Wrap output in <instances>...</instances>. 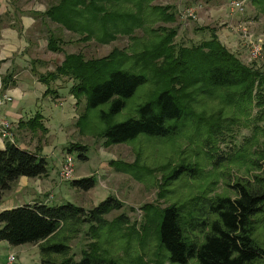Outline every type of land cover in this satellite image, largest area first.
Segmentation results:
<instances>
[{
    "label": "trees",
    "instance_id": "16d2710c",
    "mask_svg": "<svg viewBox=\"0 0 264 264\" xmlns=\"http://www.w3.org/2000/svg\"><path fill=\"white\" fill-rule=\"evenodd\" d=\"M156 1L56 0L44 13H36L42 20L77 36L79 43L104 46L120 37L128 40L125 49L114 48L102 58L87 59L80 52L64 54L53 72L38 76V81L47 87L44 96L59 99L62 95H57L50 84L58 80L70 82L68 94L78 110L75 128L82 136L102 138L105 147L132 145L140 139L166 142L187 136L188 128L195 129L194 137H199V130L207 126V121L206 115L199 117L193 108L198 96L221 100V105H228L250 119L255 92V107L260 111L252 119L256 125L264 122V70L254 62L246 64L239 59L233 49L219 41L215 29H208L209 38L197 45L175 43L178 31L168 25L177 22L176 8L157 5ZM249 2L257 16H264V0ZM62 44L60 38L48 32V51L60 53ZM8 82L2 83V91L7 89ZM142 89L145 94L136 105L135 116L114 123V118ZM41 118L36 113L19 123V127L45 134ZM225 118L220 116L216 121ZM208 131L202 137L198 156L202 154L211 165L219 167L240 154V149L233 157L220 151L219 144L227 135L220 127ZM74 150L86 159L84 146L73 143L68 152ZM126 167L117 165L115 169L133 175ZM200 175L198 164L183 161L165 180H196ZM45 176L47 162L39 152L22 150L13 139L5 142L4 149H0V201L19 178ZM69 184L84 192L95 186L93 177L71 180ZM230 188L234 197L199 195L182 203L172 201L164 208L146 204L142 207L146 217L139 230L130 226L123 214L107 220L111 212L122 208L113 197L91 210L69 202L60 206L41 201L24 204L0 212V242L37 246L40 264H121L109 251L99 249L98 241L109 242L119 235L122 226H130L129 232L136 238L133 241L139 243L141 238L143 246L156 241V259L160 262L264 264V239L258 236L264 231V178L255 176L253 184L237 179ZM83 226L85 235L96 241L88 244L76 260L70 254L68 242L79 235Z\"/></svg>",
    "mask_w": 264,
    "mask_h": 264
},
{
    "label": "rangeland",
    "instance_id": "374dc122",
    "mask_svg": "<svg viewBox=\"0 0 264 264\" xmlns=\"http://www.w3.org/2000/svg\"><path fill=\"white\" fill-rule=\"evenodd\" d=\"M55 1L0 0V23H2L0 24V30L7 27L17 31V45H19L18 47L22 46V42L27 44L24 53L28 55L30 61L26 63L31 67L30 62L34 60L35 75H44L49 70H54L63 60L64 54L67 53L80 52L87 59L102 58L114 48L122 50L128 46V40L123 37L104 46L94 42L79 43L77 42V36L65 31L56 24L50 23L48 20H42L34 12H30L32 9L47 8ZM230 1L232 0H157L155 4L172 5L176 8L177 22L174 25H168V27H176L178 31L175 43H181L185 46L197 45L209 38L208 29H215L218 35L231 39V45L223 43L224 41L222 43L227 47L230 46L229 48L234 50L239 59L246 62V64H253L254 62L258 69L264 70V53L257 60H249L246 48L241 45L234 34L237 26L243 23L255 37H261L264 41V16H257L249 0H247L244 14L230 19L227 13ZM191 11L194 19L187 17ZM30 16L34 17L33 30L22 33L20 31V18H30ZM11 21L12 25L10 24ZM45 27L49 28L50 32L52 31L63 41L61 45L62 52L53 53L47 50L48 29ZM225 41L227 42V40ZM1 48L3 51V46ZM0 72V87H2L4 81L8 82L12 75H16L14 71H5L2 74L1 68ZM21 76H29V72H24ZM11 81H14V79L12 78ZM58 81V85H65L63 80ZM58 85H50V88ZM65 86V88H62V94L66 100H61V102L63 108L71 111V106L67 101L69 85ZM1 92L0 88V94ZM143 94H145V89L140 90L137 96L127 103L125 109L114 118L113 122H123L135 116L136 105L140 102ZM254 95L255 92L250 105V119L228 105H221V100L214 97L198 96L194 100L193 108L199 117L206 115L205 119L207 121V126L200 128L199 137H194L195 129L188 128L186 131L187 136L166 142L140 139L132 145L120 144L110 147L103 145L102 138L80 135L74 126L75 123L72 125L70 122H65L62 125L58 122L56 116L47 113L50 117L48 144L43 145L41 149H37V152L46 159L47 176L40 178L38 181L19 178L13 183L11 190L2 195L0 210L23 203L40 201L47 203L49 206H60L69 202L85 210H91L108 197H113L120 202L122 208L111 212L106 217L107 220L112 221L123 214L127 217L130 226L134 225L132 227L139 230L144 217H146L145 210H142V207L146 204L164 208L172 201L182 203L199 195L234 197L235 194L230 186L237 179L250 181L253 184L255 176L264 178V122H257L256 125L254 119H252L260 111V108L255 107ZM7 97L10 101L5 103L13 100L12 97L8 95ZM37 104L38 106H47L49 110L53 109L54 114H56V111H60L50 99L38 101ZM34 108H36L35 104H32L30 109ZM73 109H75V106ZM74 114L78 116V110L75 109ZM220 116L226 118L217 123L216 120ZM215 126L220 127L222 131L227 133L223 142L219 144L220 151L224 154H231L233 157L240 149L238 156L228 162H223L219 167L211 165L212 163L202 154L198 156L203 135L207 130H209L208 132L213 131ZM191 137H194V140H191ZM193 141H196V143H192ZM73 143L86 148V152L83 153L86 159H82L81 152L78 150H74L72 153L68 152V148ZM65 155L71 156L73 160L72 180L93 177L95 183L93 189L84 192L71 187L70 181L59 179L58 173ZM183 161L198 164L201 170L200 177L196 180L182 177L166 181L165 178L169 172ZM117 165L124 167L133 165L126 167L133 172V175L127 172H118L115 169ZM135 177L141 178V180L135 179ZM24 180L27 181V185H24ZM38 188L41 191L40 193ZM17 190L18 192L21 190L20 193L17 194ZM31 190H33V193ZM157 194L160 196L158 197ZM130 226H122L119 235L113 237L109 242H106L105 239L99 240V249L109 251L108 254L117 258L121 264H130V262H133V264H169L156 259V241H149L146 246L141 245V238H139V243L133 241L136 238L132 235V232H129ZM85 233L86 227L83 226L79 235L68 242L70 254L76 260L81 258L82 250H85L96 241L90 239L89 236L87 237ZM65 235L70 237L68 233H65ZM258 236L261 240L264 239V231H261ZM129 246H131V249ZM9 255H13L15 258L13 264L41 263V256L35 245L10 246L6 242H0V264H6ZM139 257H141L140 262ZM59 259L57 258V260ZM189 264H194V262L190 261Z\"/></svg>",
    "mask_w": 264,
    "mask_h": 264
},
{
    "label": "crops",
    "instance_id": "0c3cea01",
    "mask_svg": "<svg viewBox=\"0 0 264 264\" xmlns=\"http://www.w3.org/2000/svg\"><path fill=\"white\" fill-rule=\"evenodd\" d=\"M46 9L47 8L41 7L36 10L32 9V11L30 12L31 13L34 12V14L36 15V13H40V14L44 13ZM33 18H34L33 16H30V18L29 17L20 18L21 19L20 31H22V33L33 30L32 29V24L34 23ZM10 24L11 25L13 24L12 21L10 22ZM45 28L48 29V32H49L50 29L47 27ZM220 36L221 35H218L221 42L224 41L223 43L231 45V39H228L224 36L223 37L222 36L220 37ZM6 40L8 41L6 42ZM16 40H18V33L15 29L13 28L9 29L7 27L1 28L0 30V68H1L2 74L5 73V71H8V72L14 71L16 72L15 73L16 75L14 76L12 75L10 77L9 82H8L9 85L7 86V89L1 92V95H4V94L8 95L12 97L13 100L11 102L0 105V119H5L11 123L12 133H13V143L15 146H17L18 148L22 150H26L29 152H35L37 151V149H41L43 145L48 144V139L50 136L49 134L50 117L48 116L47 113H51L54 116H56L58 122L61 123L62 125L65 122H70V124L72 123V125H74L78 116L74 114L75 109H73V107H74L75 101L71 96L67 98V101H69V105L71 106V111L69 109L63 108V104L61 102V100H66L64 99V95L62 94V88H65L66 87L65 85L67 84L70 85L71 83L68 82L62 86L60 84L58 85L59 81H56L54 82V84H50V85H58L56 87H53L52 89L57 91V95L60 94L62 96H60L59 99L54 98L53 95H49L45 97L44 93L47 87L38 81L37 75L39 74L35 75L36 74L35 69L33 73L34 67L32 65L30 67V65L26 63L27 61H30V59L27 57L28 55L24 53V51H26L27 44H25V42L24 43L22 42V46L20 45V47H18L19 45H17ZM225 40H227V42ZM1 46H3L4 48L3 51H2ZM229 47L230 46H228V48ZM56 67L54 68V70L56 69ZM54 70H49V72H53ZM24 72H29V76L22 77L21 75ZM19 75H20V78H19ZM32 75L36 77H33ZM12 78L14 79V81H11ZM32 96H34V98H32ZM47 99H50L53 103H55V107L59 108L60 111H56V114H54L55 111H52L53 109L49 110L47 106H42V105L38 106L37 104L38 101H44ZM32 104H35L36 108L30 109ZM36 113L40 114L42 117L41 124L46 129L45 135L38 131L31 133L29 130L25 129L24 127L22 126L19 127V123L28 121L29 119L34 117ZM7 141H8L7 139L2 138L0 136V149L1 150L4 149L5 142ZM35 180L38 181L39 179H35ZM23 182H24V185L28 184L27 181L25 180ZM38 190H39L38 192L40 193L41 191L39 188ZM20 191L18 192L17 190L16 191L17 194L20 193ZM31 192L33 193V190H31ZM24 204H31V203H23L20 205H24ZM20 205H17V206H20ZM17 206L6 207L3 210H0V212L15 208Z\"/></svg>",
    "mask_w": 264,
    "mask_h": 264
},
{
    "label": "built area",
    "instance_id": "2783aa9c",
    "mask_svg": "<svg viewBox=\"0 0 264 264\" xmlns=\"http://www.w3.org/2000/svg\"><path fill=\"white\" fill-rule=\"evenodd\" d=\"M246 1L247 0L230 1L227 8L228 17L231 19L235 16H242L245 12L244 10H245ZM187 17H191L194 19V15L192 11L188 13ZM234 34L236 35L237 40H239L241 45L244 48H246L249 60L251 61L257 60L262 56L263 40L261 37H255L249 31V29L247 30V27L243 23L237 26V29L236 31H234ZM7 101H10L7 95L0 96V105L5 104V102ZM0 136L12 142L13 139L12 126L11 123L5 119H0ZM58 176L61 181H71L73 179V160L71 156L69 155L64 156ZM14 261L15 258L13 257V255H9L6 264H13Z\"/></svg>",
    "mask_w": 264,
    "mask_h": 264
}]
</instances>
